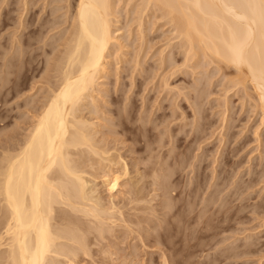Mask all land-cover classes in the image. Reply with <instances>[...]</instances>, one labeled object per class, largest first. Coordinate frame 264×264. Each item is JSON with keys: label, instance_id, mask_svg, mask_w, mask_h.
<instances>
[{"label": "rangeland", "instance_id": "rangeland-1", "mask_svg": "<svg viewBox=\"0 0 264 264\" xmlns=\"http://www.w3.org/2000/svg\"><path fill=\"white\" fill-rule=\"evenodd\" d=\"M26 1L29 6L25 4L24 0H0V79H2L0 81V140L1 138L5 140L12 134L13 139L16 133L17 138H22L30 130L31 124L36 119L35 116L49 94L51 72L48 71L51 70H49L48 64L50 62L49 65L52 64V58L60 50L59 47H61L64 38L61 37L71 26V17L68 18L69 13L74 10L72 6L71 8L67 6V0H56L58 2L38 0L35 5H30L29 0ZM142 2L144 0H116V4H118L116 9L120 14L118 16L119 25L117 24L118 26L115 27L119 30L115 32V35L120 39L118 44L116 43L110 50L105 72L98 80L99 89L92 98L95 101L87 100L84 103L86 107L83 106L84 109L82 108L81 111L82 116H85L89 123H94L95 131H99L95 136L96 139L98 137V141L103 143L101 145H108V148L105 147L109 150L112 147V150L117 147L116 153L115 150H110L111 155L115 153V156H112L118 157L117 155L120 154L123 158H127L126 161L130 164V175L120 179L121 186H124L118 188L117 196L114 198L116 200L113 199L114 202L120 207H124V218L126 219L129 211L131 213L129 216L141 214L127 219L131 225L134 222L136 228L128 223L125 224L126 221L119 220L117 223L121 222V225H125L120 228V223L117 224L114 231L111 230L115 234L111 231L107 232L105 240L95 242L91 239L94 236L89 235V241L91 239L95 242L91 244V248H93L91 252H94L91 253V256L84 258L80 254L81 256L78 257V259H82L80 264H264V122H261L260 109H254L255 103L251 97L254 95L252 83L248 81L245 89L241 83V86L236 84L233 88L234 81L238 78L237 82L243 79L235 67L228 64L226 66L225 62L221 60L218 63V59L211 60V57L208 58L206 55H203L205 59L201 55L200 60L199 57L195 61L190 60L192 58L186 56L184 40L182 42L180 39L182 36H178V31L173 26L174 23L170 24L169 20L166 21L164 12L157 11V8L155 11L152 7L151 11L148 8L149 10L146 12L149 14L145 13L143 6L146 8V4L143 3L145 4L143 5ZM23 4L30 9L34 8L35 16L32 21L35 23L33 22L29 29L25 28L26 26H21V21L27 15ZM65 9L70 12L67 13ZM136 11H140V13L144 11L145 15H139V12L137 14ZM138 18L139 20H137ZM45 19L53 20L55 26L58 25L52 28V33L46 34V38H42L43 41L42 39H33V45L30 48L24 47L29 30L34 29V26L37 29L40 22ZM54 28L57 29L54 30ZM59 31L61 32L59 33ZM25 53L26 57H31L30 60L27 62L20 60L13 66V60L15 63L18 55ZM187 57L190 58L191 64L186 60ZM13 70H17V72L13 73ZM235 78L237 79L235 80ZM231 80L234 81L231 82ZM196 85L199 88H196ZM201 92L203 93L201 94ZM195 100L197 104H200L197 105ZM197 109H201L202 113H199V110L196 111ZM114 131L115 133H113ZM171 133L178 135L174 142H172ZM118 138L119 140H117ZM168 140L171 142L169 143ZM164 143L166 144L164 145ZM130 146L138 147L140 152L131 153L130 151V154L127 149L131 148ZM169 146L171 147L169 148ZM134 155L142 158L141 162L143 163H138L137 167L133 163ZM161 156L165 158L162 159ZM143 159L145 160L143 161ZM154 159L156 161L159 159L158 167L164 164V169L159 167L158 171L162 174L166 171L164 173L167 175L166 179H169L168 170H170L168 171L169 175L172 173V177L177 178L178 181L175 180L177 183H174V188L177 190L175 192H178L175 194L176 196L168 197V194L164 195L163 190L157 189L156 185L152 186L153 173L151 174V172L154 169ZM161 159L163 163L160 161ZM166 161L169 164H166ZM178 161H183V163L185 161L184 164L188 166L184 165L182 168ZM138 167L142 169V172L138 171ZM101 168L97 166L96 170H89L91 169L89 168L90 174L87 173L86 178L91 180L90 186L95 190L94 195L102 199L101 202L108 207L111 206L108 205L111 202L110 193L107 192L102 181V174L104 171H108V168L105 170ZM119 168L122 172L120 164L114 166V170H119ZM160 168L162 169L160 170ZM144 176L148 178L146 179ZM131 189L134 192H141V195L144 193L143 201H140L143 204L135 203L138 209L140 207L139 210L135 209L134 202H130L134 195L130 194ZM181 190L184 191V194ZM141 195L139 194L140 197H142ZM166 199L169 200L168 204ZM145 200H149L148 203H144ZM221 202H223L222 205ZM141 207L144 209L143 211H141ZM163 207L165 210L162 209ZM169 207L172 208L171 212L165 213V211L169 212L167 210ZM123 209H121L122 212ZM131 209L137 214H134ZM174 213L177 214L174 215ZM140 216L143 221H139ZM185 217L187 219L189 217V219L186 220ZM191 219L194 220L190 224ZM132 220L133 222H131ZM200 221L202 222L200 223ZM126 225L134 229L129 228L131 230H128ZM202 226L203 228H201ZM146 230L147 232H145ZM140 231L141 234H139ZM183 231L185 232L183 233ZM240 254L242 255L239 256Z\"/></svg>", "mask_w": 264, "mask_h": 264}, {"label": "bare ground", "instance_id": "bare-ground-1", "mask_svg": "<svg viewBox=\"0 0 264 264\" xmlns=\"http://www.w3.org/2000/svg\"><path fill=\"white\" fill-rule=\"evenodd\" d=\"M24 1H25V4L28 5V2L26 0ZM37 2L38 0H29V3H31L30 5H35ZM66 2H68L67 3L68 7L71 8L72 6V8L74 9L72 10L73 12L72 11L70 12L65 9L67 13L70 12L69 14L71 16L70 15L69 16L67 15V16L68 18L71 17L70 18L71 26L69 29L67 28L68 30L66 29L67 30L65 32L66 34L64 33L65 35L61 37V38L64 37L63 43H61L62 45L61 47H59L60 50L58 49L59 52L58 51H57L58 53L56 52L57 55L54 58H52V64L49 65L51 62L49 64L47 62L50 69L48 67L47 68L51 70V71H48V72H51L50 80H49L51 81V84L48 87L50 89H48L49 94L46 96L47 97L46 101L44 102V104L42 103L43 106L40 108V111L38 112V114L36 113L37 114L35 116L36 119L34 122L32 121L33 123L31 124L30 130L28 129L29 131L27 134L23 135L22 138L20 137L17 138V133H16V135L13 137V139L14 138L16 139L15 141L12 139L13 134L11 136L8 134L9 137L5 138V140L4 139L2 140V138L0 140V264H63V263L80 264V262L82 261V259H78L80 254L84 258L85 256H91V253L94 252V251L91 252V250L93 249L91 248L92 247L91 244L94 241L99 242L102 239L105 240L107 238V236H105L107 235L106 233L113 230L115 226L117 227L118 226L117 224L120 223L119 227L122 225H125L126 223L130 224L128 222L129 220L127 221V219H129V217L131 218L132 216L140 215L141 214L140 212L144 210L142 206L141 207L142 210L139 212L140 214L138 215L132 214V216H129V213H130L129 211V213H127L128 215L127 219L124 218L125 217L124 209H123L124 207L122 208V206L120 207L118 204H116V202H114V200L116 199L114 198L115 196H117L116 192L118 191V188L121 186L120 179H122L123 177H126L127 175H130V169H129L130 164L128 163V161H126L127 158L126 159L123 158L120 154L119 155L116 154L118 157H113L115 156V153H116L115 149L117 147L112 150L113 147L111 148L109 146V148H111L110 149L111 151L115 150V153L113 152L114 155L112 154L113 155L112 156L110 153V150L107 149L108 145L107 146L101 145L103 143H101L100 140L98 141L97 140L98 137L96 139V136H95L96 132H99V131H95V128L93 127L94 123H89L88 120L85 118V116H82L83 114H81V111L84 109L83 106L86 107L84 103L90 99H91L90 101L94 100V99L92 100V98H94V96L96 95L95 93L99 89L98 80L100 77H102L101 76L102 73L105 72L104 69L107 64V58L110 54V50H112V47L120 39V38L118 39L115 35L116 34L115 32L119 30L115 28L116 26L119 25L118 16L120 12L116 9V6L119 4L118 3L119 1H117L118 4H116V0H67ZM143 3L146 4V8L145 6H143L145 5ZM142 4L141 5L144 7L145 13L148 12L147 11L149 10L148 8H150V11L152 8H154V11L157 8L158 9L157 11L161 10V12H164V15L167 18L166 21L169 20L170 24L174 23L173 26L176 27L175 29H177L178 32L176 30L175 31L179 34L178 35L179 37L182 36L180 38L182 42L184 40L183 46L185 47L186 56H189L190 58H192V59L189 58L190 60L195 61V59H198V57L200 60L202 57L206 55V57L208 56V58L211 57L210 58L211 60L218 59V63L221 60L222 62H225L226 66L228 64L229 66H232L233 68L235 67L237 69V73L243 79L241 78L242 80L240 79L241 81H238V82H237V80H239L238 77H237L238 79L235 78V80L237 79L236 81L231 80V82L234 81L233 88L236 84L241 83L245 89L246 83L248 81H251L252 86L254 88V91H253L254 95H251L253 99L252 101L255 103L254 109L256 110L257 108L260 109V112L262 115L261 122H264V0H144ZM26 5H24L25 7L23 9L27 11V15L24 20L22 19L23 20L21 21L22 24L21 22L19 23L21 24V26L22 25L26 26L25 28L29 29L33 25L34 21H32V18L35 15L33 13L34 8L30 9L28 8L29 5L28 6ZM138 12H139V15L140 14L145 15L144 11H143L144 14L142 12L140 13V11H136L137 14ZM70 20L68 19L69 22ZM137 20H139V18ZM141 22L142 20L140 21V23ZM57 25L58 24H56V26ZM54 26L55 24L53 20L51 21L48 19L42 20V22H40V24L37 26V29H35L36 27L34 26L33 27L34 29L29 30V32L27 33V40H26L24 47H26L27 49L30 48L31 45H33L32 44L33 39L38 40L44 37L46 38V34H49L50 32L52 33L51 30ZM56 29L54 28V30ZM60 32L61 31H59V33ZM53 35L54 33L52 34V36ZM24 47H21V48H24ZM30 56H31V53H30ZM170 57L169 59H171ZM30 58L26 57V53L22 55L20 54L15 59V63L13 60V66L19 63L20 60L27 62L30 60ZM189 59L187 57L186 60L190 63ZM212 62H215V61H212ZM15 72H17V70L14 71L13 73ZM1 80L2 79H0V81ZM196 88H199V87H197L196 85ZM200 91H201V88H200ZM202 93L203 92H201V94ZM197 98L199 99L200 97L198 96ZM196 104H197V101H196ZM199 104L200 103H198L197 105ZM198 110L199 109H197L196 111ZM121 112L123 113V111ZM199 113H202V112L200 111ZM179 115L181 117V114ZM182 115L184 114L182 113ZM184 117H182L183 120H184ZM172 122H175V121H172ZM177 128L179 129V127ZM113 133H115V131ZM177 137L178 135L172 134L171 135V139L173 138L172 142H174V139H176ZM117 140H119V138ZM170 140H168L169 143L171 142ZM107 143L108 141L106 142V144ZM165 144L166 143H164V145ZM171 146H169V148ZM130 147L131 148H127L129 149V153L130 151L131 153L140 152L138 151L139 149L138 147L136 148L135 147L133 148L132 146ZM173 151H175V149ZM162 156L160 158H162ZM164 158L165 157H163L162 159ZM141 159L142 158H139L137 156L135 157L134 155L133 163L136 165V167L138 163L140 164L143 163L141 162L142 161ZM156 159H157V156H156ZM162 159L160 160L161 162H162ZM144 160L145 159H143V161ZM158 161L159 159L157 161L156 160L153 161L154 164L156 165L154 167V164H153L154 169H153V172H151V174L153 173V176H152L153 181L151 180L152 186L156 185L157 189L161 191L163 190L164 195L168 194V197H171V195L173 196L175 194H178V192H175L177 190L174 188V185H175L174 183L178 181L177 178L174 179L172 177L173 176L172 173L171 175H169L170 173H168V171L170 170H168L167 174H168L169 179H166L165 177L167 175L164 174L166 173V171L164 172L162 170L164 172L163 174L160 173V171H158L159 167L163 168L164 164H162L163 162L162 163L160 162L162 166L158 167V163H159ZM165 163L167 164L168 162L166 161ZM184 163L183 161H178V164L182 168L184 167V165H186ZM119 164L121 165L122 172H120V168L119 170H114V166L116 165L118 166ZM96 166L98 168L102 167L104 168V170L105 168H108V171H104V173L102 174V178H103L102 181H103L104 186L108 190L107 192L110 193L109 199L111 200V202L108 205H111V206H108V207L107 205L105 206L104 203L101 202L102 199L94 195L95 190L91 188L90 186L91 180L86 178L87 173H89V170H92V169L96 170ZM162 168H160V170ZM101 169H98V170H101ZM151 169L152 168L150 167V170ZM141 170L142 169L140 168L138 169L139 172H142ZM165 170L167 169L165 168ZM194 171L195 169L193 170V172ZM145 172L147 171L145 170ZM171 183H173V185H171ZM151 184H150V187H152ZM191 186H192V183H191ZM236 186L238 187V185ZM156 190H154V192H156ZM130 191H127V192H130V194L132 195L134 194L132 198L130 196L131 198L130 202L132 203L134 202L135 204L136 202L143 201L144 196L142 195L144 193H142L141 195L140 191H139L140 193H138L137 191L134 192L133 189H131ZM139 194L142 197H140ZM183 194H184V191H183ZM149 198L151 199V197ZM145 201L144 203H148V201L146 202ZM168 201L169 200H167V204L169 203ZM106 202L108 203V200ZM132 203H131V206H132ZM222 203L223 202H221V205ZM162 204L163 203H161V205ZM137 207L138 206L135 204V209H138ZM131 208L134 211H136L133 207ZM121 209H123V212ZM132 209L131 211L133 212ZM162 209L165 210L164 207ZM171 209L172 208L169 207V209H167L169 212L165 211V213L169 214L171 212ZM116 213L120 217H117L118 215ZM133 213L137 214V212H133ZM159 213L161 212L159 211ZM175 214L177 213H174V215ZM142 216L139 217V221H143L140 219ZM185 219L188 220L189 217L188 219L185 217ZM119 220L123 222L126 221V222L125 224L121 225V222L117 223V221ZM193 220L191 219L190 224ZM131 222H133V220ZM201 222L202 221H200V223ZM132 224L133 225L131 224L130 225L135 227L134 222ZM126 226L128 227V225ZM131 226L128 227V230L132 229ZM201 228H203V226ZM205 229H206V226L204 227V230ZM129 232L131 233V231ZM145 232H147V230ZM184 232L185 231H183V233ZM139 234H141V231ZM89 235L94 236L93 238H91L94 241H91V239L89 241L88 239ZM143 243H144V239H143ZM163 254L164 253L162 252V255ZM241 255L242 254H240L239 256ZM120 257L122 258V256ZM120 257L118 258L120 259ZM163 262L165 263L164 260Z\"/></svg>", "mask_w": 264, "mask_h": 264}]
</instances>
